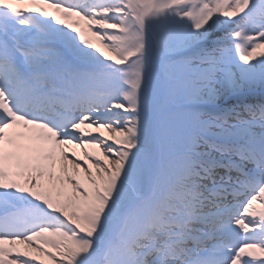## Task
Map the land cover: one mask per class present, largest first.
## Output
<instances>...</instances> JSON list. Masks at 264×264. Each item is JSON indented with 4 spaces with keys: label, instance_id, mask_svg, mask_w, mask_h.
I'll list each match as a JSON object with an SVG mask.
<instances>
[{
    "label": "snow or ice",
    "instance_id": "snow-or-ice-1",
    "mask_svg": "<svg viewBox=\"0 0 264 264\" xmlns=\"http://www.w3.org/2000/svg\"><path fill=\"white\" fill-rule=\"evenodd\" d=\"M261 49L264 0H0V264H264Z\"/></svg>",
    "mask_w": 264,
    "mask_h": 264
},
{
    "label": "bare ground",
    "instance_id": "bare-ground-1",
    "mask_svg": "<svg viewBox=\"0 0 264 264\" xmlns=\"http://www.w3.org/2000/svg\"><path fill=\"white\" fill-rule=\"evenodd\" d=\"M263 51H264V49H263Z\"/></svg>",
    "mask_w": 264,
    "mask_h": 264
}]
</instances>
